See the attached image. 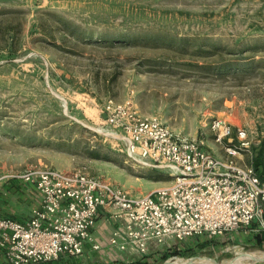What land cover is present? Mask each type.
Here are the masks:
<instances>
[{
	"label": "rangeland",
	"instance_id": "1",
	"mask_svg": "<svg viewBox=\"0 0 264 264\" xmlns=\"http://www.w3.org/2000/svg\"><path fill=\"white\" fill-rule=\"evenodd\" d=\"M128 101L222 157L212 121L246 129L243 161L264 177V0H0V211L29 218L38 193L7 176L37 166L133 194L168 186L113 133V106ZM263 231L255 221L143 257L87 249L73 264H230L264 254Z\"/></svg>",
	"mask_w": 264,
	"mask_h": 264
},
{
	"label": "built area",
	"instance_id": "2",
	"mask_svg": "<svg viewBox=\"0 0 264 264\" xmlns=\"http://www.w3.org/2000/svg\"><path fill=\"white\" fill-rule=\"evenodd\" d=\"M108 122L133 159L167 171L172 182L133 194L82 170L37 166L9 175L32 187L40 203L23 221L0 211L2 264L79 259L88 247L143 257L189 239L247 231L255 221L264 227V179L243 161L252 145L246 129L212 121L222 157L141 114L131 101L114 105ZM102 210L114 223L105 245L94 231Z\"/></svg>",
	"mask_w": 264,
	"mask_h": 264
},
{
	"label": "crops",
	"instance_id": "3",
	"mask_svg": "<svg viewBox=\"0 0 264 264\" xmlns=\"http://www.w3.org/2000/svg\"><path fill=\"white\" fill-rule=\"evenodd\" d=\"M38 202L40 203V199L38 200ZM113 228L114 223L109 219V213H107L105 210H102L100 212V216L97 219L96 227L94 229L98 241L105 245ZM87 249H89V247ZM0 263H2L1 254Z\"/></svg>",
	"mask_w": 264,
	"mask_h": 264
},
{
	"label": "bare ground",
	"instance_id": "4",
	"mask_svg": "<svg viewBox=\"0 0 264 264\" xmlns=\"http://www.w3.org/2000/svg\"><path fill=\"white\" fill-rule=\"evenodd\" d=\"M255 258H264V254H256V253H252L249 254L247 257H245L242 261H232L230 264H245V263H249L251 260L255 259ZM185 260H179L178 262H184ZM188 262L194 263V264H210V263H203V262H199L196 260H188Z\"/></svg>",
	"mask_w": 264,
	"mask_h": 264
},
{
	"label": "trees",
	"instance_id": "5",
	"mask_svg": "<svg viewBox=\"0 0 264 264\" xmlns=\"http://www.w3.org/2000/svg\"><path fill=\"white\" fill-rule=\"evenodd\" d=\"M256 171L258 172V174L264 179L263 175L260 174L259 172V168L258 166L255 167ZM21 221V220H18ZM261 240L264 241V231L261 233ZM78 259H74V258H69V257H62L59 260H54V261H50V262H46L43 264H73L75 263V261L77 262ZM2 264V263H0Z\"/></svg>",
	"mask_w": 264,
	"mask_h": 264
},
{
	"label": "water",
	"instance_id": "6",
	"mask_svg": "<svg viewBox=\"0 0 264 264\" xmlns=\"http://www.w3.org/2000/svg\"><path fill=\"white\" fill-rule=\"evenodd\" d=\"M256 261H264V258H255Z\"/></svg>",
	"mask_w": 264,
	"mask_h": 264
}]
</instances>
